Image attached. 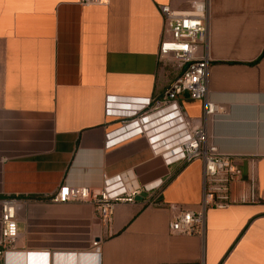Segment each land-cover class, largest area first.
Returning a JSON list of instances; mask_svg holds the SVG:
<instances>
[{
	"label": "crops",
	"instance_id": "crops-1",
	"mask_svg": "<svg viewBox=\"0 0 264 264\" xmlns=\"http://www.w3.org/2000/svg\"><path fill=\"white\" fill-rule=\"evenodd\" d=\"M199 2L206 19L195 56L208 58L207 90L218 108L205 137L243 173L253 166L258 199L207 208L200 230L178 234L169 228L177 211L199 208L201 163L164 165L142 135L105 146L124 123L106 102L124 110L130 98L165 103L181 69L158 57L166 36L159 7ZM169 101L188 118L203 114V102L186 92ZM119 174L162 185L116 204L106 226L90 203L46 200L60 184L95 188ZM5 198L19 200L16 246L32 253L0 264H264V0H0ZM87 235L100 238L98 257Z\"/></svg>",
	"mask_w": 264,
	"mask_h": 264
},
{
	"label": "built area",
	"instance_id": "built-area-1",
	"mask_svg": "<svg viewBox=\"0 0 264 264\" xmlns=\"http://www.w3.org/2000/svg\"><path fill=\"white\" fill-rule=\"evenodd\" d=\"M82 5L96 4L99 0H79ZM159 11L164 24V34L158 46L160 59L169 57L181 69V75L168 88L165 103L149 98H130L127 109L114 107L113 98H108V114L122 118L123 124L113 132L107 133L105 146H111L123 140L145 136L153 155H160L164 165H184L199 161L202 165V198L197 210L179 209L169 223L171 232L193 234L204 223L207 208H225L235 204H253L257 202V184L254 168L251 165L246 173L227 155L221 153L214 143H208L205 137V122L208 117L218 113L216 103L210 99L207 90L208 58L195 56L197 40H203L205 32L206 9L202 2L193 9L179 10L168 5H161ZM177 92H186L192 99L203 102V114L200 119L185 116L174 102H170ZM158 115L160 122L153 123V130L148 125ZM173 119L167 129L163 120ZM162 121V122H161ZM167 131L172 136L167 137ZM153 133V135L151 134ZM116 135V136H114ZM154 138H153V137ZM156 138V139H155ZM162 185L158 178L148 183H138L133 177L119 174L106 177L100 187L69 186L60 184L56 191L46 198L50 202H87L90 203L100 224L111 222L114 206L118 203L134 202L141 192L148 194ZM143 199V198H142ZM19 200L5 198L0 201V259L8 256H21L24 250L17 248V208ZM172 207H174L172 205ZM86 242L91 254L98 257L100 238ZM39 253H48L40 250Z\"/></svg>",
	"mask_w": 264,
	"mask_h": 264
},
{
	"label": "bare ground",
	"instance_id": "bare-ground-1",
	"mask_svg": "<svg viewBox=\"0 0 264 264\" xmlns=\"http://www.w3.org/2000/svg\"><path fill=\"white\" fill-rule=\"evenodd\" d=\"M158 120V119H160V117H157V118H154V121L155 120ZM174 120L173 119H170V118H166V119H164L163 120V122H164V124H166L167 125V129H169L170 128V126H172V122H173ZM162 122V121H161ZM151 122H148L146 125H149ZM150 127V126H149ZM151 130H153V128H151ZM150 129H149V131H151ZM152 133V132H151ZM172 131L170 132V131H167V137H169V136H172ZM153 137V136H152Z\"/></svg>",
	"mask_w": 264,
	"mask_h": 264
},
{
	"label": "water",
	"instance_id": "water-1",
	"mask_svg": "<svg viewBox=\"0 0 264 264\" xmlns=\"http://www.w3.org/2000/svg\"><path fill=\"white\" fill-rule=\"evenodd\" d=\"M147 193L146 192H141L135 199L136 200H141L142 198L146 197Z\"/></svg>",
	"mask_w": 264,
	"mask_h": 264
},
{
	"label": "rangeland",
	"instance_id": "rangeland-1",
	"mask_svg": "<svg viewBox=\"0 0 264 264\" xmlns=\"http://www.w3.org/2000/svg\"><path fill=\"white\" fill-rule=\"evenodd\" d=\"M236 162V161H235ZM23 225L21 223L18 224V230L22 231Z\"/></svg>",
	"mask_w": 264,
	"mask_h": 264
},
{
	"label": "trees",
	"instance_id": "trees-1",
	"mask_svg": "<svg viewBox=\"0 0 264 264\" xmlns=\"http://www.w3.org/2000/svg\"><path fill=\"white\" fill-rule=\"evenodd\" d=\"M42 199V198H41Z\"/></svg>",
	"mask_w": 264,
	"mask_h": 264
}]
</instances>
